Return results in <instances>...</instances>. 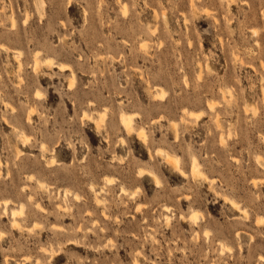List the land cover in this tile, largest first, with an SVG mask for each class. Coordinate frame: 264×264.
I'll return each mask as SVG.
<instances>
[{
    "label": "rangeland",
    "instance_id": "374dc122",
    "mask_svg": "<svg viewBox=\"0 0 264 264\" xmlns=\"http://www.w3.org/2000/svg\"><path fill=\"white\" fill-rule=\"evenodd\" d=\"M0 264H264V0H0Z\"/></svg>",
    "mask_w": 264,
    "mask_h": 264
},
{
    "label": "bare ground",
    "instance_id": "6f19581e",
    "mask_svg": "<svg viewBox=\"0 0 264 264\" xmlns=\"http://www.w3.org/2000/svg\"><path fill=\"white\" fill-rule=\"evenodd\" d=\"M49 60V59H48ZM48 60H46V61H48ZM50 61V60H49ZM159 92H161V91H159ZM162 94V93H161ZM212 105V104H211ZM197 113H199V112H197ZM197 113H195V116H196V114ZM125 114V113H124ZM131 116V115H130ZM131 118V117H130ZM122 120H123V122H124V124L126 125V126H128V122H129V120L127 119V117H123L122 118ZM131 122V121H130ZM123 124V123H122ZM126 128V127H125ZM128 131H130V130H128ZM140 135H141V133H140ZM145 138V137H144ZM158 151H159V149H158ZM168 155H166L165 157H167ZM170 156H168V158H169ZM171 158V157H170ZM173 158V157H172ZM172 158L170 159V160H172ZM177 160V159H176ZM174 163H175V161L174 160H172ZM191 169H193V170H195V171H198V169H197V166H196V164H193L192 165V168ZM196 173V172H195ZM158 183V182H157ZM122 189V188H121ZM120 189V190H121ZM236 207V206H235ZM15 214V212H12V214ZM18 213V212H17ZM246 213V212H245ZM194 215V214H193ZM261 258H262V256H261Z\"/></svg>",
    "mask_w": 264,
    "mask_h": 264
}]
</instances>
